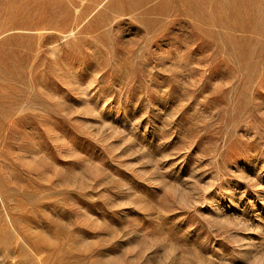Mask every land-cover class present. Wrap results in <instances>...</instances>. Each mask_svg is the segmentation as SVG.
<instances>
[{
    "label": "rangeland",
    "instance_id": "obj_1",
    "mask_svg": "<svg viewBox=\"0 0 264 264\" xmlns=\"http://www.w3.org/2000/svg\"><path fill=\"white\" fill-rule=\"evenodd\" d=\"M0 264H264V0H0Z\"/></svg>",
    "mask_w": 264,
    "mask_h": 264
}]
</instances>
